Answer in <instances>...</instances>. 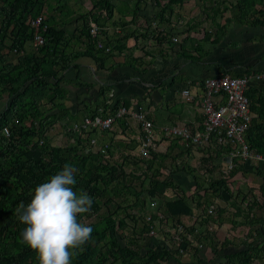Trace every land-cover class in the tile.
I'll use <instances>...</instances> for the list:
<instances>
[{
  "label": "trees",
  "instance_id": "trees-1",
  "mask_svg": "<svg viewBox=\"0 0 264 264\" xmlns=\"http://www.w3.org/2000/svg\"><path fill=\"white\" fill-rule=\"evenodd\" d=\"M188 1L191 0H154L159 8L157 16L162 17L167 12L173 14L175 8L179 10ZM200 1L210 4L212 8L208 9L204 5L203 13L211 10L215 19L227 12L232 3L227 0ZM142 2L136 0L133 5L134 21ZM263 3L264 0H234L232 19L235 16L241 23ZM103 11L105 16H102ZM73 14L68 3L58 0H0V264H39L37 253L22 243L21 234L26 225L20 222L16 208L21 202L27 206L36 187L61 171L65 164L78 169L73 190L78 194L86 192L93 199L90 212L78 215L81 223L93 229L92 237L83 250H77L78 255L72 258L71 264H168L170 261L207 264L197 256L198 245L204 244L207 237L201 240L195 237L194 240L191 228L183 226L179 219L193 217L195 208L207 203L208 189L211 198L221 197L225 202L230 199L227 180L235 176L241 165L227 175L219 173L220 177L211 179L207 188L200 182L202 179L193 175L195 186L188 194V189L180 186L173 176L177 172L192 175L193 169L186 165L165 166L169 158L174 163L185 153L189 155L184 151L173 156L174 149L180 147L177 140H172L175 145L168 146L165 152L150 151L149 157L142 159L138 155L140 136L129 137L131 131L124 121H117L124 129L121 133L115 127L99 132L77 125L87 118L105 119L120 109L127 110L126 103L114 101L109 96L108 87L100 86L93 105L82 103L78 111L73 112L70 109L72 102L70 107L64 106L68 95L64 86H88L81 76L80 65L76 63L78 59L89 58L97 71L102 70L107 58L123 53L124 42L135 31H127L119 38L107 35L105 25L113 15L108 0H91L90 11L75 19ZM38 16L44 17L46 30L40 28L43 42L33 48L34 32L30 21ZM90 21L98 27L95 36L89 31ZM204 21L187 20V34ZM71 22L76 24L74 31H65L64 26ZM119 24L112 22L113 26ZM125 25L121 24L122 29ZM151 34L156 39L163 36L167 40V35L162 32L152 31ZM28 44L32 46L30 49H27ZM13 51L18 55L15 64L9 61ZM199 52L198 57L185 56L196 62L204 55ZM69 70H73L71 78L67 76ZM204 80L199 83L202 89ZM244 95L256 117L250 122L245 143L250 150L264 156V96L251 89ZM81 110L83 116H79ZM106 133L110 134L107 141L101 139ZM104 145L107 148L101 153L98 149ZM129 146L134 156L124 155L126 151L131 152ZM113 152H119L121 160L116 162ZM208 161L202 159L210 167L206 174H214L218 166L209 165ZM202 198L203 205L199 203ZM152 203L154 207H151ZM148 215L151 216L149 222L146 221ZM160 216L162 223L170 221V228L177 231L182 227L185 232L180 242L171 233L172 229L165 227L164 234L177 246L175 250L164 246L165 237L159 241V248L146 246L144 253L121 246L118 232L128 229L127 220L132 224H139L142 220L140 234L153 238L156 234L153 225ZM209 218L200 216L202 221ZM261 250L264 252V247ZM186 255L190 262H181L179 258ZM250 258L246 253L236 252L211 264H251Z\"/></svg>",
  "mask_w": 264,
  "mask_h": 264
},
{
  "label": "crops",
  "instance_id": "crops-1",
  "mask_svg": "<svg viewBox=\"0 0 264 264\" xmlns=\"http://www.w3.org/2000/svg\"><path fill=\"white\" fill-rule=\"evenodd\" d=\"M143 1L138 12L140 15L137 14L135 21L133 20V5L136 0H116V3L109 1L113 7V15L105 25L107 35L112 36L108 25L110 22L116 23L112 21L114 14L119 18L120 24L125 23L126 25L123 29L119 26L121 29L118 31L119 35L113 37L119 38L127 31H135V33L124 42L122 54L111 56L105 60L102 70L97 71L93 61L89 58L78 59L76 63L80 65L81 76L88 86L64 87L68 91L67 98L74 97V103L70 108L73 112L78 111L79 105L82 103L93 105L96 101L98 88L100 86L108 87L109 96L114 101L126 103V109H139L147 113L146 117L154 125L158 142L162 141L159 150L162 149L165 152L168 146L171 148V145L175 144L163 137V128L183 126L191 134L202 130L203 118L199 100L203 90L199 85L200 81L224 73L232 77H241L264 70V3L257 5L256 11L240 23L235 19V16L232 19L234 0H227V2H232L228 11L216 19L213 18L211 10L208 13H202L203 18H201V11L195 12L193 15H185L183 10L191 6L187 2L178 12L173 14L167 12L162 17H158L159 8L154 4V0L152 2L151 0ZM212 1L214 2V0ZM119 2L121 7L118 8ZM205 6L208 8L210 4ZM121 8L123 10H120ZM147 14L153 18L147 23L141 20L145 27L140 28L138 19L147 16ZM176 17L177 19H175ZM207 17L208 19H206ZM204 19L206 20L204 21ZM187 20L196 23L204 22L187 34ZM71 23L70 25H74L75 29V22ZM136 26L138 28H135ZM115 27L118 28V26ZM131 27H134V30ZM152 31L164 33L167 35V40L163 39V36L154 38L151 34ZM205 34H207L206 37ZM174 38L177 39V42L172 41ZM29 46L31 45L28 44L27 49H30ZM197 51L204 53L199 61L188 60L185 56L190 54L198 57ZM15 61L11 62L15 64ZM72 75L73 70H69L67 76L71 78ZM184 89H188L193 96L189 103L181 97V92ZM250 89L256 91L258 95L264 96V83L252 81L246 91ZM71 101L73 102V100ZM81 114H83L82 111L79 112V116ZM249 115L251 120L256 118L250 108ZM120 120L130 128L131 135L129 137L142 135L140 126L134 119L125 117ZM258 123L263 122L258 120ZM113 127L120 133L124 130L117 122ZM177 144L180 147L174 149L175 156L186 150L180 141ZM251 151L253 155L264 159L263 155ZM212 157L216 161V156ZM181 158L182 162L178 161L180 159H176L173 166L185 165L186 160L192 159L190 166L197 171L207 172L210 168H208V164L206 165L199 158H195L193 154L185 153ZM226 159L229 158L225 150L218 152L215 163L212 158H209L208 161L209 165L217 164L218 173L205 174L201 177L196 175L202 179L204 188L208 187V182L211 179L220 177L219 173L222 167L220 161L227 162ZM179 173L190 180L188 176ZM179 173L173 176L175 178L177 175V181L182 180ZM234 175L233 178L227 180L231 194L230 199L225 202L221 197L211 198L208 189V195L205 197L207 203L202 207L195 208L193 217H181L179 222L189 226V229L191 228L194 240L195 237L199 240L202 237H207L205 243L201 242L198 248L200 249L199 253L206 250L211 253L212 258L211 261H207L208 263L213 261L217 263L222 261V257L243 252L251 257V264H264V252L261 250L264 247V163L256 164L252 160L246 161ZM194 186V184L190 185L188 194L192 192ZM202 202L203 198L199 203ZM208 207L214 208V214L210 215L207 221H202L200 216L203 211L209 209Z\"/></svg>",
  "mask_w": 264,
  "mask_h": 264
},
{
  "label": "built area",
  "instance_id": "built-area-1",
  "mask_svg": "<svg viewBox=\"0 0 264 264\" xmlns=\"http://www.w3.org/2000/svg\"><path fill=\"white\" fill-rule=\"evenodd\" d=\"M43 16H38L30 21V25L35 28L33 37V46L41 45L43 40L39 34L42 27L46 30L43 24ZM89 31L92 36L98 32L97 25L90 21ZM176 42V40H174ZM12 54L16 55V51ZM252 81L264 83V70L246 74L241 77H232L229 74L223 76L207 78L203 82V93L200 98V110L202 114V130L194 134L188 132L183 126H169L163 128V137L172 141H180L185 151L193 154L195 158L200 160L212 158L214 163L217 161V153L225 150L227 152L229 162L220 161L222 167L221 175H227L229 171L242 165L246 161H254L256 164L264 163V159L260 156L253 155L247 143H245V135L250 125L251 117L249 115V101L244 95L246 89ZM181 97L185 102H190L193 99L192 94L188 89L181 92ZM147 113L142 110H134L128 108L118 110L114 115L108 116L105 119L95 117L94 119H84L81 125L83 129H96L99 132L110 129L115 118L128 117L134 119L139 124L142 135L139 137L138 155L142 159L149 157L150 151L159 152L157 136L153 131L152 123L147 119ZM76 128V126H75ZM80 128V126H79ZM92 141L91 143H93ZM107 145L99 151L104 153ZM216 156V161L214 157ZM154 207V203L151 204ZM214 214V208L210 207L203 216ZM151 216L146 217V221H150ZM162 217H159V220ZM175 235V239L181 242V236L184 235L183 228L179 227L177 231L171 232ZM151 234H154L151 232ZM179 235V237H178ZM179 242V244H180ZM178 244V245H179Z\"/></svg>",
  "mask_w": 264,
  "mask_h": 264
},
{
  "label": "clouds",
  "instance_id": "clouds-1",
  "mask_svg": "<svg viewBox=\"0 0 264 264\" xmlns=\"http://www.w3.org/2000/svg\"><path fill=\"white\" fill-rule=\"evenodd\" d=\"M77 171L65 164L36 187L27 206L21 202L16 208L20 222L26 225L22 243L37 253L39 264H71L77 250H83L92 237L93 229L78 220L79 214L90 212L93 199L73 190Z\"/></svg>",
  "mask_w": 264,
  "mask_h": 264
},
{
  "label": "rangeland",
  "instance_id": "rangeland-1",
  "mask_svg": "<svg viewBox=\"0 0 264 264\" xmlns=\"http://www.w3.org/2000/svg\"><path fill=\"white\" fill-rule=\"evenodd\" d=\"M58 1L60 3H68V7L71 10L74 11V14H73L74 17H77L79 14H84V13L88 12L91 9V0H58ZM109 1H113L114 3H116V0H109ZM118 1H121V0H118ZM151 2H152V0H151ZM120 4L121 3L119 2L118 6H117L118 8L121 7ZM187 4H189L191 6L187 7L185 10H183L185 15L189 16L190 14L193 15V13L201 11V18H203L202 13H203L204 4L200 0H191V1L187 2ZM155 8H157V7H155ZM175 12H178V9H176ZM101 13H102V16H105V12L104 11L101 12ZM137 14L140 15L139 13H137ZM114 15L115 16H114V19L112 21H115L116 23H119V18L117 17L116 14H114ZM149 15L150 14H147V16H144L141 19H138V25L140 26V28H144L145 27L144 26V22L147 23L148 20H152L153 17L149 16ZM175 19H177V17ZM141 20H144V22H142ZM135 25H136V23L134 24V26ZM108 26H109V32H110V34L112 36L119 35L118 31L121 30L120 27H119V26H121V24L117 28V27L113 26L112 23L110 22V24ZM135 28H138V27L136 26ZM73 29H74V25L68 24V25L64 26V30L65 31L70 32ZM131 29L134 30V27L133 28L131 27ZM16 59H17L16 57L9 56V61H13V60H16ZM15 62L17 63V61H15ZM71 100H73V102ZM75 100L78 101L77 99H75ZM71 102L74 103V97L73 98H67V100H65V102H64V106L65 107H70L69 104H71ZM187 103H189V102H187ZM74 105L76 106V104H74ZM71 107H72V104H71ZM118 120H120V119H117L116 122ZM114 124L112 125V127L114 126ZM77 125H78V123H77ZM73 126L75 127L76 125H73ZM152 126H153V131H154L153 123H152ZM109 138H110V134L109 133H106L104 136L101 137V139L106 140V141ZM161 143H162V141L158 142V145L160 146V148H161V145H162ZM129 150L132 152V154H131V152L126 151V152H124V155H128V156L133 155L134 156V151H133L132 148H130V146H129ZM159 151L160 152H164V150H162V149H160ZM113 154H114L113 159H115V160L117 159L116 162L121 160V158L119 157V155H120L119 152H117V153L113 152ZM173 156H175V155H173ZM176 159H180L178 161L182 162V160H181L182 158H176ZM191 161H192V159L186 160V164L185 165L189 166L191 169H193V171H194L193 174L192 175H188L186 173L181 172L182 174L188 176L190 178V180L186 179V177L184 178L179 172H177V173H179L182 176V180L181 181H177V179H176L177 175L174 178V180H176V182L180 186L185 187V189H189L190 185L193 186V184H194L193 177H192L193 175H197V176L201 177V176L206 174L205 171H203V170H198L197 171L195 168L190 166V162ZM173 164L174 163H173V161H171L170 158L168 160H166V162H165V166L166 167H171ZM215 172H217V171H215ZM200 182H202V181H200ZM169 195H171L170 192H169ZM162 212H163V210H162ZM141 224H142V220H140L139 224H132L129 220H127L128 229L118 232L119 242H120L122 247H127V248H129V249H131L133 251H138L139 250L142 253H144L145 252L144 251V247H146V246H148L150 248H159L160 245H161L159 241L163 240V238L165 237L166 240L164 241L163 244H164L165 247H167V249L175 250L177 248V246H174L173 242L169 240L168 236L164 234V232H166L165 231V227L168 228L170 226V221L168 223H166V224L164 222L162 223V221H160V220L154 223V225H153L154 233H156L155 236H153L154 239L152 237H147V238L143 237V235L140 234L139 229L141 228ZM183 226H187V225L183 224ZM170 229H172L171 232H174L173 228H170ZM133 231H135V233H132ZM207 252H209V251L206 250L205 252H202V253L200 252V253L197 254V256L204 263L211 264V263H208L207 261H211L212 255H211L210 252L209 253H207ZM179 260L181 262H184V263H189L190 262V258L188 257V255L179 258ZM168 264H176V263H175V261H170Z\"/></svg>",
  "mask_w": 264,
  "mask_h": 264
},
{
  "label": "bare ground",
  "instance_id": "bare-ground-1",
  "mask_svg": "<svg viewBox=\"0 0 264 264\" xmlns=\"http://www.w3.org/2000/svg\"><path fill=\"white\" fill-rule=\"evenodd\" d=\"M30 28H31L33 31L35 30V28H34L33 26H31V25H30ZM174 40H176V42H177V39H176V38L172 39L173 42H175ZM122 118H124V117H121V118H115L114 123L116 122L117 119H122ZM114 123H113V124H114ZM113 124H112V125H113ZM111 128H112V126H111ZM111 128H110V129H111ZM110 129H107V130H110ZM140 129H141V128H140Z\"/></svg>",
  "mask_w": 264,
  "mask_h": 264
},
{
  "label": "water",
  "instance_id": "water-1",
  "mask_svg": "<svg viewBox=\"0 0 264 264\" xmlns=\"http://www.w3.org/2000/svg\"><path fill=\"white\" fill-rule=\"evenodd\" d=\"M227 162H229V159H226Z\"/></svg>",
  "mask_w": 264,
  "mask_h": 264
}]
</instances>
